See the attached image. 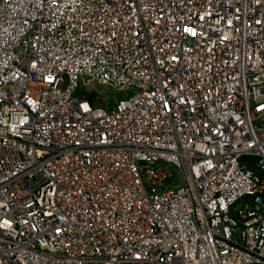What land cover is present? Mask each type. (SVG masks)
I'll return each mask as SVG.
<instances>
[{
  "label": "built area",
  "instance_id": "built-area-1",
  "mask_svg": "<svg viewBox=\"0 0 264 264\" xmlns=\"http://www.w3.org/2000/svg\"><path fill=\"white\" fill-rule=\"evenodd\" d=\"M262 122L264 0H0V264H264Z\"/></svg>",
  "mask_w": 264,
  "mask_h": 264
},
{
  "label": "rangeland",
  "instance_id": "rangeland-1",
  "mask_svg": "<svg viewBox=\"0 0 264 264\" xmlns=\"http://www.w3.org/2000/svg\"><path fill=\"white\" fill-rule=\"evenodd\" d=\"M94 93L98 97L100 105H106L107 101L104 99V97L112 100L113 98H123L125 96L124 92H117L115 89L107 85H102L95 88ZM259 124L264 126L263 122Z\"/></svg>",
  "mask_w": 264,
  "mask_h": 264
},
{
  "label": "trees",
  "instance_id": "trees-1",
  "mask_svg": "<svg viewBox=\"0 0 264 264\" xmlns=\"http://www.w3.org/2000/svg\"><path fill=\"white\" fill-rule=\"evenodd\" d=\"M86 96L91 100V102L93 104H95V102L97 101V99H96L97 96L95 95L94 92H90V94H87ZM245 159H246L247 162H249L250 168L255 170L258 174H260L264 178V170L258 169L256 167V161L257 160L255 158L251 157V156H247V157H245Z\"/></svg>",
  "mask_w": 264,
  "mask_h": 264
}]
</instances>
